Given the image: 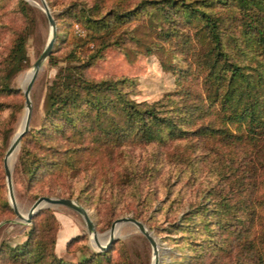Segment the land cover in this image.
I'll use <instances>...</instances> for the list:
<instances>
[{"label": "rangeland", "instance_id": "374dc122", "mask_svg": "<svg viewBox=\"0 0 264 264\" xmlns=\"http://www.w3.org/2000/svg\"><path fill=\"white\" fill-rule=\"evenodd\" d=\"M25 1L28 16L20 11L18 0H0V82L7 71L3 66L13 40L22 31L27 36L28 57L24 68L7 71L6 81L11 91L0 89V264H34L13 260L9 255L10 249L26 238L31 221L28 223L15 214L3 167L4 154L26 108L24 75L33 69V62L50 36L41 1ZM96 1L101 5V13L110 7L114 11L129 9L139 2L46 0L55 19V40L29 92L31 115L27 134L14 149V159L9 164L18 209L25 213L42 195L36 194L39 188H62V195L54 191L50 195L71 197L83 205L101 241L108 238L115 218L131 215L141 220L157 241L158 264H244L257 258L251 252L255 253L256 248L264 245V132L256 135L255 140L224 138L216 133L179 138L164 135L149 142L126 140L116 145L98 146L91 163L83 164L76 174L61 175L55 183L42 179L29 188L21 156L27 149L37 153L44 151L36 135L45 122L48 94L57 71L66 66L72 71L99 44L105 45L100 48V55L87 65L85 75L92 79L132 78L133 83L126 88L136 101L153 102L183 88L184 97L191 102L211 95L215 88V77L206 76L208 64L214 62L212 42L199 18L175 7H170L171 17L167 18L160 13L159 4L148 3L128 21L115 24L107 32L101 31L102 37L91 40L70 9L82 2L91 5ZM206 8H214L221 17L220 30L227 60L249 65L264 62L261 53L243 50L244 14L236 1L227 0ZM224 60H219V64L226 62ZM249 65L245 69L251 71ZM223 89L221 87L220 91ZM217 116L218 111L213 107L204 120ZM227 126L231 132H236L235 123L229 122ZM210 186L219 194L230 195L232 207L230 215L221 219L222 232L214 224H210L209 229L201 225L202 221L213 218L210 213L217 197L207 194ZM202 205L208 208L203 220L201 213L187 217ZM43 208H48L56 217V221L49 219L55 240L59 234H64L65 239L60 247L61 236L58 246L56 241L53 245L55 260L48 257L38 264H78L101 251L92 244L91 234L79 212L62 204ZM210 230L216 231L211 233ZM205 233L214 234L210 247L208 241H202ZM245 242H249V248L243 245ZM110 245L113 264H152V246L134 223L121 224Z\"/></svg>", "mask_w": 264, "mask_h": 264}, {"label": "trees", "instance_id": "16d2710c", "mask_svg": "<svg viewBox=\"0 0 264 264\" xmlns=\"http://www.w3.org/2000/svg\"><path fill=\"white\" fill-rule=\"evenodd\" d=\"M233 1L237 2L244 14L241 31V39L245 43L243 50L264 55V0ZM226 2L227 0H139L129 9L114 11L110 7L102 13L98 1L91 5L82 2L71 7L75 20L84 26L87 30L86 36L91 40L102 37L101 31L107 32L115 24L128 21L148 3L159 4L160 13L167 18L171 17L170 7L179 8L188 16L199 18L212 42L214 62L208 64L206 76L215 77V88L211 95L207 94L205 98L191 102L184 97L183 88L167 93L153 102L136 101L126 88L133 83L132 78L92 79L85 75V68L100 55V48L105 45L99 44L72 71L68 66L57 71L48 94L45 122L38 128L36 135L39 147L44 151L37 153L27 149L21 156L29 188L42 179L55 183L61 175L69 172L70 175L76 174L83 164L91 163L92 156L98 152V146L116 145L126 140L149 142L161 139L164 135L179 138L216 133L224 138L234 136L237 139L246 137L255 140L256 135L264 132V62L249 65L227 60L228 53L224 50L220 30L221 17L214 8H206ZM18 4L22 14L28 16L26 1L18 0ZM26 37L23 31L15 36L3 70L17 71L27 65ZM221 59L226 62L219 64ZM246 65L252 70H246ZM7 71L2 76L0 89L11 91L6 81ZM221 87H224L222 92ZM213 107L218 111V116L205 121V114ZM229 122L236 124V132L228 129ZM26 134L27 131L21 139ZM60 185L63 183L60 182ZM53 191L58 195L64 192L62 188L48 187L37 189L36 194L50 195ZM207 194L217 197L216 205L210 213L213 218L202 221L201 225L209 229V225L214 224L221 231V219L230 215V195L226 192L219 194L214 186L207 189ZM207 211V206L202 205L187 217L201 213L203 220ZM49 219L56 221L55 215L48 208H42L32 216L26 238L10 249L9 255L13 260L38 264L45 262L48 257L56 259L52 250L56 240L51 233ZM210 231L212 233L216 230ZM204 235L202 241H208L207 246L210 247L214 234ZM71 240L72 238L67 243ZM247 240L252 244L249 238ZM248 243L243 245L247 244L246 247L249 248ZM111 249L110 245L104 250L94 252L78 264H113ZM251 253L257 255V258L244 264H264L263 244L260 249L256 248L255 253Z\"/></svg>", "mask_w": 264, "mask_h": 264}, {"label": "water", "instance_id": "95a60500", "mask_svg": "<svg viewBox=\"0 0 264 264\" xmlns=\"http://www.w3.org/2000/svg\"><path fill=\"white\" fill-rule=\"evenodd\" d=\"M41 4L43 6V9L46 13L49 25H50V36L46 42L44 50L41 52V54L36 58V60L33 62V71L27 80V84L25 88L23 89L24 97H25V107H26V116H25V121L22 126V128L16 132L4 154L3 157V167H4V173L6 176V181H7V186H8V193H9V201L11 203V206L17 215L18 218L23 219L26 222H30L32 216L39 211L41 208L52 205V204H62L67 207H70L74 209L75 211L79 212L86 224L88 232L92 235L93 242L95 246L99 250H104L110 246V244L114 241L115 239V231L117 228L126 222L134 223L138 229L143 233V235L147 238L149 243L152 246V252H153V260L152 264H158V244L155 239V237L151 234V232L146 228L144 223L131 216V215H123L115 218L108 230V238L105 240L104 243H102L98 236H97V231L95 229V224L92 221L91 217L89 216V213L87 212V209L81 205L80 203L76 202L73 200L71 197H66V196H52V195H39L29 206L28 210L25 213H22L15 202V196L12 188V180H11V171L8 165V156L13 152V150L16 148V146L19 144L22 135L28 130L29 128V120H30V115H31V99L29 96L30 89L32 87L33 81L36 77V74L38 72V69L40 65L42 64L43 60L49 55L51 52V48L53 45V42L55 40V35H56V25H55V19L53 15L51 14L48 5L46 3V0H40ZM115 226L116 230H115Z\"/></svg>", "mask_w": 264, "mask_h": 264}, {"label": "bare ground", "instance_id": "6f19581e", "mask_svg": "<svg viewBox=\"0 0 264 264\" xmlns=\"http://www.w3.org/2000/svg\"><path fill=\"white\" fill-rule=\"evenodd\" d=\"M32 71H33V69L31 68V69H29L26 73H25V75H24V81L26 82L28 79H29V77H30V75H31V73H32ZM25 85V84H24ZM25 116H26V108H25V110H24V113H23V115H22V117H21V121H20V124H19V126H18V129H17V132L22 128V126H23V124H24V121H25ZM17 151V150H16ZM14 153H15V150H13V152L8 156V165L10 164V161L12 160V158L14 157ZM14 159V158H13ZM10 167V166H9ZM116 227L117 226H115V230H116ZM91 240H92V244L95 246V244H94V242H93V239H92V235H91ZM105 240L106 239H103L101 242L102 243H104L105 242ZM97 249V248H96Z\"/></svg>", "mask_w": 264, "mask_h": 264}, {"label": "crops", "instance_id": "0c3cea01", "mask_svg": "<svg viewBox=\"0 0 264 264\" xmlns=\"http://www.w3.org/2000/svg\"><path fill=\"white\" fill-rule=\"evenodd\" d=\"M60 236L62 237V240H61V242H60V244L58 246V239H59ZM64 239H65L64 238V234L63 235L62 234L61 235L59 234L58 237H57L56 246L60 247L62 245V243L64 242Z\"/></svg>", "mask_w": 264, "mask_h": 264}]
</instances>
